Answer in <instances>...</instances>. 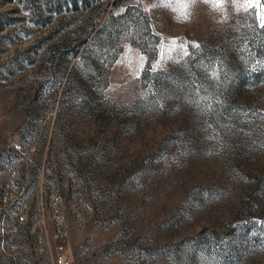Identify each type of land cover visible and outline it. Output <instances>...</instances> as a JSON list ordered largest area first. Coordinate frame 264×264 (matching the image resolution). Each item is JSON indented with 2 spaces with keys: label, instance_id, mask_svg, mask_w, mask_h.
Segmentation results:
<instances>
[{
  "label": "rangeland",
  "instance_id": "obj_1",
  "mask_svg": "<svg viewBox=\"0 0 264 264\" xmlns=\"http://www.w3.org/2000/svg\"><path fill=\"white\" fill-rule=\"evenodd\" d=\"M263 40L264 0H0V264H264Z\"/></svg>",
  "mask_w": 264,
  "mask_h": 264
},
{
  "label": "trees",
  "instance_id": "obj_2",
  "mask_svg": "<svg viewBox=\"0 0 264 264\" xmlns=\"http://www.w3.org/2000/svg\"><path fill=\"white\" fill-rule=\"evenodd\" d=\"M110 20L112 16L109 14L98 27L94 25L78 43L68 49L70 50L69 55L75 56L72 64L74 67L84 64L89 66L92 72H96L102 64L106 65L113 59L118 48L116 45L118 33L116 28L111 26ZM80 45L83 46L76 54ZM261 45L264 50V40ZM140 48L146 50L144 46ZM71 73L72 71L69 70L68 77Z\"/></svg>",
  "mask_w": 264,
  "mask_h": 264
},
{
  "label": "built area",
  "instance_id": "obj_3",
  "mask_svg": "<svg viewBox=\"0 0 264 264\" xmlns=\"http://www.w3.org/2000/svg\"><path fill=\"white\" fill-rule=\"evenodd\" d=\"M54 198L56 199V196ZM22 210L20 209L17 214L18 221H22L25 218ZM53 236L55 238V245L52 253V264H72V259L67 248L65 231L56 227ZM16 264L19 263L17 262Z\"/></svg>",
  "mask_w": 264,
  "mask_h": 264
},
{
  "label": "snow or ice",
  "instance_id": "obj_4",
  "mask_svg": "<svg viewBox=\"0 0 264 264\" xmlns=\"http://www.w3.org/2000/svg\"><path fill=\"white\" fill-rule=\"evenodd\" d=\"M197 47H198V45H197ZM157 67H159V62L157 63V65L153 66V70H155Z\"/></svg>",
  "mask_w": 264,
  "mask_h": 264
}]
</instances>
